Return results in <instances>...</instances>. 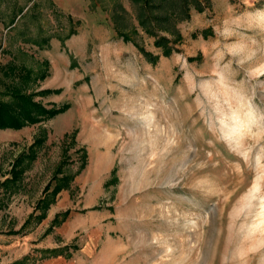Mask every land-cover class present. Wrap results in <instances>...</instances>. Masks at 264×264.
<instances>
[{
    "label": "rangeland",
    "instance_id": "obj_1",
    "mask_svg": "<svg viewBox=\"0 0 264 264\" xmlns=\"http://www.w3.org/2000/svg\"><path fill=\"white\" fill-rule=\"evenodd\" d=\"M176 26L163 54L132 0H0V98L62 107L0 128V264H264V0Z\"/></svg>",
    "mask_w": 264,
    "mask_h": 264
},
{
    "label": "trees",
    "instance_id": "obj_2",
    "mask_svg": "<svg viewBox=\"0 0 264 264\" xmlns=\"http://www.w3.org/2000/svg\"><path fill=\"white\" fill-rule=\"evenodd\" d=\"M136 5V12L138 23L140 27L144 28L149 34L154 36L153 42L155 45L161 47L163 54H169L173 46L172 41L178 40L180 33L176 26L177 21L188 19L191 15V9L201 10L204 6V0H132ZM121 11L122 7H119ZM21 12V11H20ZM112 20L115 28L118 30L119 27L124 29L122 23V15L113 13ZM14 21L12 19L11 23ZM165 30L169 34H172L173 38H169L166 34H162L161 31ZM120 34L124 39H128L129 36L126 31L120 29ZM45 40V39H44ZM141 51L150 58L152 61L157 60V57L150 53L148 50L139 46ZM12 69L11 66H9ZM8 67V69H9ZM8 74V72H3ZM4 91L9 95L8 100L0 98V128H20L27 123H32L40 119V117H49L54 115L56 112L62 110V107L50 108L44 106L41 102L33 99V94L30 92L23 91V88L16 84L9 83L5 86ZM33 146V145H32ZM30 154L29 156H32ZM21 158L16 157L12 162L11 166L12 174L10 177H6L5 180L9 181L15 179L22 168L17 169L16 165L20 164ZM60 166H58L59 168ZM47 187V185H46ZM44 198L40 202H43ZM46 206V203H45ZM67 211L65 210V213ZM37 219L40 220L43 214L36 215ZM28 222V219L23 222L22 225ZM17 229L12 230L14 233Z\"/></svg>",
    "mask_w": 264,
    "mask_h": 264
},
{
    "label": "crops",
    "instance_id": "obj_3",
    "mask_svg": "<svg viewBox=\"0 0 264 264\" xmlns=\"http://www.w3.org/2000/svg\"><path fill=\"white\" fill-rule=\"evenodd\" d=\"M60 58H61V60H63V62L62 63H64V53H62V54H60ZM135 58H137V57H135ZM66 60H67V63H69L70 62V60H68L67 59V56H66ZM61 63V62H60ZM57 250H58V252L61 250V251H66V248L65 247H62V245H59V246H57ZM76 256H77V259L78 258H80V259H82V260H84V261H88V263H89V256H88V242L86 243V245H85V247L78 253V254H76ZM76 259V258H75ZM74 259V260H75ZM60 260H62L61 258H59V260H57V261H60Z\"/></svg>",
    "mask_w": 264,
    "mask_h": 264
}]
</instances>
